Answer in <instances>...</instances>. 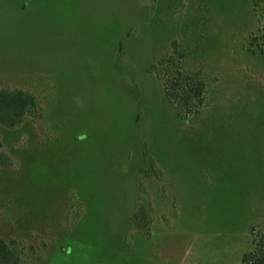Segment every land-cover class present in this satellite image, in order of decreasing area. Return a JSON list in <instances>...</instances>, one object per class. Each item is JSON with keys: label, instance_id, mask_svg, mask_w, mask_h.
I'll use <instances>...</instances> for the list:
<instances>
[{"label": "rangeland", "instance_id": "rangeland-1", "mask_svg": "<svg viewBox=\"0 0 264 264\" xmlns=\"http://www.w3.org/2000/svg\"><path fill=\"white\" fill-rule=\"evenodd\" d=\"M262 15L264 0H0V89L41 106L0 123L17 161L0 167V235L43 264H239L264 231ZM174 41L207 81L190 116L154 71ZM143 197L149 234L129 228Z\"/></svg>", "mask_w": 264, "mask_h": 264}, {"label": "trees", "instance_id": "trees-1", "mask_svg": "<svg viewBox=\"0 0 264 264\" xmlns=\"http://www.w3.org/2000/svg\"><path fill=\"white\" fill-rule=\"evenodd\" d=\"M253 9L257 12L255 4ZM262 17L257 19L259 25L264 20V15ZM257 40L258 38L252 37L249 45L254 46ZM185 58V49L177 41H174L170 50L159 56L155 62L154 71L163 83L169 102L183 115L190 116L198 113L205 103L207 81L198 74H192L185 69ZM40 109L38 99L31 91L0 89V123L7 128L20 127L25 120ZM144 158V165L141 168L143 175L147 178L154 176L162 183V172L155 165V160L148 153L145 145ZM16 166L15 159L0 151V167L13 169ZM151 208L149 199L143 197L130 217V230L150 233L151 225L154 222ZM251 230L250 250L242 255L239 264H264V231L255 232L253 228ZM25 246L26 244L20 240H7L0 235V264H43L44 258L38 253L41 251L44 255L45 250H38L34 245H30L31 251H27Z\"/></svg>", "mask_w": 264, "mask_h": 264}, {"label": "crops", "instance_id": "crops-1", "mask_svg": "<svg viewBox=\"0 0 264 264\" xmlns=\"http://www.w3.org/2000/svg\"><path fill=\"white\" fill-rule=\"evenodd\" d=\"M153 220H154V216H153ZM154 223V222H153ZM153 223L151 225V227L153 228ZM251 235V234H250ZM251 239H252V236L250 237V245H251Z\"/></svg>", "mask_w": 264, "mask_h": 264}]
</instances>
